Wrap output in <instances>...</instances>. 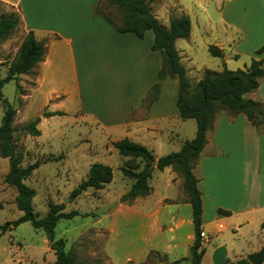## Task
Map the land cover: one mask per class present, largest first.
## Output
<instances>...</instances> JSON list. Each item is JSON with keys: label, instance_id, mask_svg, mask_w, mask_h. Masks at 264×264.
Returning a JSON list of instances; mask_svg holds the SVG:
<instances>
[{"label": "crops", "instance_id": "obj_1", "mask_svg": "<svg viewBox=\"0 0 264 264\" xmlns=\"http://www.w3.org/2000/svg\"><path fill=\"white\" fill-rule=\"evenodd\" d=\"M102 1L52 0L49 8L41 11L32 10L29 2H11L25 32L32 31L46 44L44 60L34 70L31 93L24 97L29 115L25 123L40 118L41 134L35 138L57 137L63 128L76 124L90 131L96 128L107 140L104 145L111 143L116 156L113 143L124 139L144 146L156 160L180 151L185 141L195 137L197 128L186 135L188 120L180 117L177 108L178 80L168 75L159 78L163 58L152 49L153 32L146 31L138 38L116 31L97 13ZM145 1L150 10L159 9L153 16L165 27L172 18L189 16L190 38L177 40L175 46L193 87L205 71L221 72L224 67L246 70L253 59L263 58L256 52L264 45V0H162L157 7L151 0ZM210 46L222 50L223 59L213 57ZM248 95V99L264 104V77L258 89ZM47 113L61 115L46 117ZM63 120L71 124L63 125ZM72 148L66 155L67 160L72 156L67 167L70 176L82 175L83 169L88 176L96 162L86 159L82 147ZM102 164L111 167L105 160ZM194 173L202 194V231L206 235L213 233V228L232 230L251 243V225L264 234V133L244 114L232 117L223 112L217 116ZM150 186L148 196L131 204L119 203L99 219L106 264H145L151 252L168 258L169 264H188L195 232L183 179L171 167L155 169ZM54 237L65 240L69 248L65 236ZM202 241L204 264L211 238ZM44 244L45 255H54L47 264H53L55 252L46 240ZM220 246L226 247L228 258V246L222 243L212 248L211 260ZM263 246L264 235L244 257ZM244 257L229 259L234 262Z\"/></svg>", "mask_w": 264, "mask_h": 264}, {"label": "trees", "instance_id": "obj_2", "mask_svg": "<svg viewBox=\"0 0 264 264\" xmlns=\"http://www.w3.org/2000/svg\"><path fill=\"white\" fill-rule=\"evenodd\" d=\"M112 6L123 13L122 26L118 27L104 17L116 31L132 33L143 38L146 31L154 34L153 50L158 51L163 58V66L159 78L167 75L176 78L179 83L177 108L180 117L184 120H194L196 135L192 140L184 142L180 151L162 156L156 160L153 154L144 146L135 144L128 139L113 143V147L121 157L142 160L145 165L140 171L128 167L121 168L122 174L133 181L129 191L121 197V202L132 203L139 197H146L151 193L150 180L155 169L163 171L171 167L183 179V189L187 201L192 206L195 242L190 248L188 264H201L206 253L201 239L202 232V194L198 188V179L194 169L199 156L207 144V133L213 128L216 118L221 111L228 112L232 117L244 114L249 122L259 128L264 123V104L245 98L259 87V80L264 77V45L256 52L262 55L260 60L253 59L246 70L231 71L224 67L221 72L205 71L202 80L192 86L187 78L184 66L181 64L176 41L187 40L191 34V20L187 15L172 18L169 27L163 26L153 16L145 0H107ZM98 13V12H97ZM100 14V13H98ZM20 19L15 14L0 15V44L9 39L16 29ZM209 53L216 58L223 59V52L216 46L209 47ZM46 54L45 42L38 41L30 31L23 39L18 55L11 62L5 78H0V100L4 109L0 126V157L8 160L9 170L4 177V183L16 190L15 204L22 216L14 221L0 225V234L22 223H30L35 230H42L48 236L52 235L61 220H72L75 217H86L77 211L64 212V204H51L44 217H39L33 208L35 190L25 182L39 167L38 163L22 166L23 154L18 150L14 139V122L18 110L3 97L2 89L5 84L18 81L20 76L31 75L37 66L44 60ZM46 117L61 114H44ZM40 118L26 123L22 130L32 137L40 136L38 125ZM156 161L154 168H150ZM113 180V169L102 163L91 165L89 174L70 194L72 200L81 196L89 189H101ZM219 213L230 215L229 212L219 210ZM264 228V223L262 224ZM51 249L55 252L56 261L53 264H80L73 253L66 249V241L56 240ZM157 252H151L145 264L153 258H159ZM171 264H182V261ZM239 264H249L241 260Z\"/></svg>", "mask_w": 264, "mask_h": 264}, {"label": "rangeland", "instance_id": "obj_3", "mask_svg": "<svg viewBox=\"0 0 264 264\" xmlns=\"http://www.w3.org/2000/svg\"><path fill=\"white\" fill-rule=\"evenodd\" d=\"M52 0H0V15L15 14L19 19L18 12L13 11L11 2L31 3L32 10L48 9ZM155 7L163 3L162 0H151ZM37 8V9H36ZM158 8H152V14H156ZM97 12L108 18L115 26H122L123 13L120 9L112 6L107 0H103L97 7ZM27 33L21 23L12 32L11 36L4 43L0 44V78L7 75V71L12 61L18 55L20 45ZM35 73L27 77H20L18 81H12L4 85L2 89L3 97L6 98L17 110L14 122V139L18 150L23 154L22 166L26 167L38 163L39 167L33 172L25 184L35 190L36 196L33 199V208L39 217H44L51 204H64V212L77 211L80 214H87L86 217H77L72 220H61L55 228V236L63 235L68 241V249L73 253L76 261L80 264L99 262L106 264L107 260L101 254V240L103 230L99 219L107 215L109 211L118 207L121 197L125 195L133 181L126 178L121 168L128 167L140 171L145 163L136 158H125L115 155L111 143L104 145L107 141L96 128L88 129L85 125H73L63 128L57 137L44 135L42 138H35L22 130L26 124L28 114L25 113V95L31 93L33 88ZM249 95L245 98L248 99ZM225 111L219 112V114ZM218 114V115H219ZM4 115V109L0 100V126ZM32 114L30 117H34ZM34 120V119H33ZM32 121V120H30ZM29 121V122H30ZM71 124L70 121L61 123ZM28 123V122H27ZM68 124V125H69ZM191 127V129H190ZM196 129L194 120L186 121V135ZM264 133V123L259 127ZM73 146H80L86 151V159L92 163H103L107 161L113 169V180L101 189H89L81 196L72 200L70 194L83 180L87 178L86 169L80 170L82 175L72 177L68 171L67 151L73 150ZM68 148H72L71 150ZM68 162V163H67ZM91 167V166H90ZM9 170L8 160L0 157V225L18 220L22 213L15 204L16 190L4 183V177ZM133 203V202H132ZM99 230L101 234H99ZM100 235V238L98 237ZM264 234L260 233L258 226H250V242L235 234L232 230L219 232L213 228V233L207 232V237L211 238L210 245L207 246V257L204 264H214L210 258L212 248L225 243L228 246V258L225 264H239L240 261L232 262L229 258L234 255L244 257L252 247V244L259 242ZM53 239V238H52ZM46 240L49 244V236L42 230H35L28 222L22 223L13 229L0 235V263L3 264H47L54 255H45ZM54 238L52 241H56ZM52 242V243H53ZM52 245V244H51ZM49 245V248H51ZM234 250V251H233ZM244 257L242 260H246ZM168 258L159 257L150 260L149 264H169ZM250 264V263H249ZM264 264V263H263Z\"/></svg>", "mask_w": 264, "mask_h": 264}, {"label": "water", "instance_id": "obj_4", "mask_svg": "<svg viewBox=\"0 0 264 264\" xmlns=\"http://www.w3.org/2000/svg\"><path fill=\"white\" fill-rule=\"evenodd\" d=\"M156 165V161H154L150 168H154ZM52 235H49V245L52 244ZM227 258V249L225 246L218 247L212 256V261L214 264H225V260ZM246 260L250 264H263L264 263V246L255 253L249 254Z\"/></svg>", "mask_w": 264, "mask_h": 264}, {"label": "built area", "instance_id": "obj_5", "mask_svg": "<svg viewBox=\"0 0 264 264\" xmlns=\"http://www.w3.org/2000/svg\"><path fill=\"white\" fill-rule=\"evenodd\" d=\"M201 239L202 240H205V239H207V235L205 234V232H201ZM203 242V241H202Z\"/></svg>", "mask_w": 264, "mask_h": 264}]
</instances>
